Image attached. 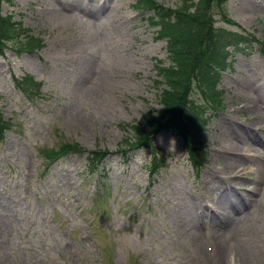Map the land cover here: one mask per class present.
Wrapping results in <instances>:
<instances>
[{"label": "rangeland", "instance_id": "obj_1", "mask_svg": "<svg viewBox=\"0 0 264 264\" xmlns=\"http://www.w3.org/2000/svg\"><path fill=\"white\" fill-rule=\"evenodd\" d=\"M133 2L0 0V14L39 42L0 52V264H227L241 247L264 264V0L205 10L217 29L255 38L220 72L223 107L196 145L206 151L197 170L170 124L129 146L131 125L160 108L155 64L168 61L150 10ZM24 73L38 82L30 95L14 81ZM189 92L185 120L201 104L196 82ZM93 149L109 152L90 169ZM151 154L164 159L152 175ZM226 182L242 191L231 207ZM204 204L227 205L219 223Z\"/></svg>", "mask_w": 264, "mask_h": 264}, {"label": "trees", "instance_id": "obj_2", "mask_svg": "<svg viewBox=\"0 0 264 264\" xmlns=\"http://www.w3.org/2000/svg\"><path fill=\"white\" fill-rule=\"evenodd\" d=\"M223 1L225 0H198V2L179 0L177 5L171 7L157 3L155 0H135L134 3L139 8L151 9L147 20L149 24L156 27L157 38L164 40L168 61L166 65L155 64V72L158 75L156 89L160 108L154 114L144 116V127L138 123L131 125L134 140L131 141L130 147L149 144L157 129L156 124H159V127L170 124L188 148L191 161L194 164L198 163L199 158L193 154L192 150L195 149V144L199 141V133L207 119L204 112L222 106V93L217 88L220 70L229 65L227 59L231 52L251 47L250 44H246V41L255 38L251 33L241 30L239 26H236L235 31L217 29L213 26V22L210 16L205 14V10L209 3L215 2L216 5H219ZM193 5L197 9L194 15L188 12V9ZM17 23L12 19L10 13L0 14V51L7 45L11 47L18 45L19 48L26 46L27 49H33L38 45V40L25 32L26 30ZM204 56H206L205 62L199 69L198 75L194 76L193 74ZM15 82L28 95L32 93L30 90L37 89V85L29 76H21L19 79H15ZM195 82L198 84L201 104L197 106L198 108L191 106L190 112L186 113L187 120H185L180 117L178 104L180 99L191 96L189 88ZM28 95L26 96L29 97ZM202 106L206 108L201 112ZM169 115L174 117L172 122L165 121ZM189 122L192 127L187 124ZM3 123L5 124L0 116V130ZM152 127L155 128L149 136L148 131ZM90 151L92 155L90 166H93L94 161L107 152L104 149ZM155 155L151 154L149 160L148 168L151 173L161 165V159Z\"/></svg>", "mask_w": 264, "mask_h": 264}, {"label": "bare ground", "instance_id": "obj_3", "mask_svg": "<svg viewBox=\"0 0 264 264\" xmlns=\"http://www.w3.org/2000/svg\"><path fill=\"white\" fill-rule=\"evenodd\" d=\"M194 231L196 230L194 229ZM218 247H219V244H218ZM234 250L235 252L239 253L236 264H253V261H252L253 258H252V254L250 253V251H247L246 249H243L242 247L238 248V250L234 248ZM219 259L220 258H217V260H214L213 262L215 264H220Z\"/></svg>", "mask_w": 264, "mask_h": 264}, {"label": "clouds", "instance_id": "obj_4", "mask_svg": "<svg viewBox=\"0 0 264 264\" xmlns=\"http://www.w3.org/2000/svg\"><path fill=\"white\" fill-rule=\"evenodd\" d=\"M195 2H198V0H195ZM162 3H164L165 6H168V4L166 3V0H162ZM196 10H197L196 7L193 5V6H191L188 9V12H189V14H193L194 15L196 13ZM161 141H162V138H161ZM227 264H236V254H235V252L229 253Z\"/></svg>", "mask_w": 264, "mask_h": 264}]
</instances>
